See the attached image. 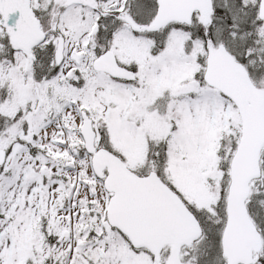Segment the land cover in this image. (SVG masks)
<instances>
[{
	"label": "snow or ice",
	"instance_id": "obj_1",
	"mask_svg": "<svg viewBox=\"0 0 264 264\" xmlns=\"http://www.w3.org/2000/svg\"><path fill=\"white\" fill-rule=\"evenodd\" d=\"M0 264H264V0H0Z\"/></svg>",
	"mask_w": 264,
	"mask_h": 264
}]
</instances>
